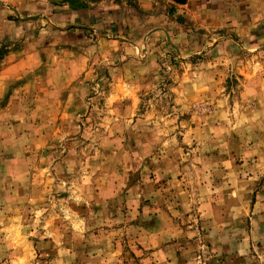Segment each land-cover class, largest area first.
I'll return each mask as SVG.
<instances>
[{"label":"rangeland","instance_id":"rangeland-1","mask_svg":"<svg viewBox=\"0 0 264 264\" xmlns=\"http://www.w3.org/2000/svg\"><path fill=\"white\" fill-rule=\"evenodd\" d=\"M49 2L60 11L57 18L62 17L64 10L75 13L87 10L94 15L104 13L102 11L109 8L115 10L111 16L113 20L116 19V36L114 42L109 38V43H100L98 38H101L102 34L91 28L88 37L81 44L71 46L70 53L60 45L65 41L62 36L64 31L60 29V26L65 24L62 22L65 19H62L57 21L62 25L56 30V33L61 34V39H58L55 53L47 51L50 47L47 44H40L39 48L46 50L41 61L51 60L52 66L55 67V61L63 62L66 57L71 60V73L77 79H82L85 86L75 97L64 90H54L51 84L43 91L39 90L36 78L29 79L31 74L10 83L5 89H0V211H3L5 203L18 210L9 213L12 217L10 231L14 236H24L28 227L26 217H34L43 223V217L53 213L55 219H51L49 223L51 231L43 236L46 242H50V246L44 249L47 255L42 258L33 252L38 259L47 260L49 264H88L89 261L95 264L102 258L106 264H145L149 259L148 255H138L137 251H131L126 244L122 245V250L116 247L119 236L112 230L124 227L123 221L119 220V213L127 214V204L124 209L114 210L111 201L115 197L108 193H105L103 203H92L84 198L82 192L73 188L71 181L65 182V177H70L71 173H58L56 170L61 160L70 161L73 152L83 154L86 146L95 143L96 134L92 126L96 121L97 106L91 103L82 106L81 98L87 102L94 97L96 85H103L106 79L111 80L114 68L130 66L133 70H142L148 80L157 85L156 91H159L161 96L170 93L172 104L186 109L182 119L191 121L192 128H196L197 121L202 122L212 105L204 102L207 97H195L199 92L210 91L209 81L213 79L210 72L216 71L215 81L225 85L222 91L227 93L235 90L233 96L228 99L232 112L229 119H232L236 127L230 128L228 132L217 130L220 137L228 140L229 148L235 149L232 153L236 156L235 162L229 168L227 153H222L215 147L205 148L203 156L208 159L205 163L197 160L196 166L197 169H204L203 175H206L207 179L198 185L195 206L188 204V210L185 211V205L181 203L177 211L184 213L183 218L168 224L169 231L182 229L179 236H174L168 241L171 244L179 240L180 247L176 248L171 256L159 242L147 249L144 244H137L136 248L145 249L150 254L158 253L159 264H172L173 260L175 264H264V171L258 167L261 163L259 152L252 156L247 155L257 144L256 139L250 140L248 137L253 133L260 135L258 128L249 131V124L252 123L250 117L255 114L254 110H258L260 81L264 80V55H261L264 53V42L256 48L241 47L239 42L226 39L231 37L229 27L207 24L208 20L202 10L197 15L198 19L187 15V12L193 11L190 6L184 7L187 1ZM143 4H151L152 7L146 8ZM41 6L44 5H40L42 9L37 15L19 16L25 20L39 18L41 27L42 18H46L44 7ZM220 10L223 15L224 9ZM167 15L174 16L175 25L170 27L172 32L168 38L164 31L160 30L169 25L165 22ZM184 27L186 30H183ZM8 49L6 45H0V59ZM68 49L70 50V47ZM55 78L56 73L52 72L45 79L55 83ZM41 87L44 85L41 84ZM115 87L117 91L122 89V94L132 93L139 97L140 93L134 90L136 86L128 81L117 79ZM155 94V91L150 92L148 98ZM245 95L249 96V101L241 106L235 97L243 98ZM107 99L112 103L116 102V96L111 91ZM103 103L102 99L99 107H103ZM139 107L140 105H137V108ZM103 116L110 119L111 114L104 113ZM135 119L134 115L133 122ZM41 125L44 127H40ZM37 128H40L39 132L36 131ZM49 133L52 134L51 139ZM196 145L197 142L192 141L191 147L195 149ZM218 156L224 158V165L217 164ZM245 160L248 164L244 170H247L248 166L254 167V171L248 173V176L255 177L254 179L243 177V172L237 167L245 165ZM64 166L66 167V164ZM219 167L224 168V176L217 175ZM136 175L139 177L140 171H137ZM154 176L155 173L151 178ZM184 179L183 172L175 176L169 173L165 180L157 183L167 186L169 181L179 182ZM242 179L248 180L247 186L243 187V196L239 201L234 197L230 201L228 193L234 189L222 185L228 183L241 186ZM186 188L191 191L192 185L177 183L173 191L183 192ZM38 195L42 199H37ZM177 198L183 201V195ZM42 204H52L55 207L49 208V212H43L41 207L37 206ZM150 206L151 198L141 196L136 212L143 214ZM89 212L103 214V219L116 220L118 223L113 224L112 229H108L107 224L91 229L85 219ZM149 216L153 223L160 219L159 214L153 216L149 213ZM138 220L139 215L129 221V224L143 228V224H137ZM61 221L70 225L68 238L76 237L70 243L66 242L63 229H60ZM102 229L112 241V253L108 256L101 251L103 241L91 243L81 239L88 236L99 238ZM44 231L46 230H41L42 234ZM77 232L80 236H76ZM153 235L150 234L146 238V243H152ZM35 239L37 238L27 237L29 241ZM97 252H100L99 256Z\"/></svg>","mask_w":264,"mask_h":264},{"label":"clouds","instance_id":"clouds-1","mask_svg":"<svg viewBox=\"0 0 264 264\" xmlns=\"http://www.w3.org/2000/svg\"><path fill=\"white\" fill-rule=\"evenodd\" d=\"M244 2L248 4L249 9L255 11L257 19L264 17V0H244ZM36 3L44 5L43 11L46 13L50 12L53 7L49 0H36ZM31 7L34 11L36 10L34 6ZM42 50L35 49L33 55H38ZM70 63L71 60L67 57L63 62L55 61V67L52 66L51 60L48 62L41 61L40 64L34 66L24 65L19 61L16 64L0 63V88L10 84L13 79H19L21 76L30 73L29 79L36 78V86L39 90L43 91L51 84L54 90H64L75 97L79 90L85 86L82 79H77L71 73ZM33 68L38 69V71H33ZM52 72L56 73L55 83L50 79H45ZM113 73L114 76L111 80L106 79L103 85H96V95L91 97L89 101L85 102L81 98L82 106L85 103L97 106L96 121L92 126L96 134L95 143L86 146L83 154L73 152L70 161L61 160L56 166V170L58 173H71L70 177H65V182L71 181L73 188L82 192L84 198L92 203H103V197L105 193H108L115 197L111 201L114 210L124 209L127 204L129 209L127 214L119 213V220L123 221L124 227L112 230L115 235L119 236L116 247L122 250V245L126 244L131 251H137L138 255H148L149 259L145 264H151V262L159 264L158 253L150 254L145 249L153 247L159 242L164 246L167 254L171 256L174 255L175 249L180 247L181 241L177 240L171 244L168 241L174 236H179L182 229L169 231L168 224L174 221L178 222L183 218L184 213L177 211L181 203L185 205V211L188 210V204L195 206L199 191L198 185L202 180L207 179V176L203 175L204 169H197L196 166L197 160L200 163H205L208 159V157L203 156L205 148L215 147L219 148L222 153H227L229 168L235 162L236 156L232 154L235 149H230L228 140L220 137L217 131L220 129L228 132L230 128L236 127L232 119H229L232 112L228 99L229 96H233L235 90L227 93L222 91L225 85L215 81L216 71H211L210 76L213 79L209 81L210 91L199 92L195 98L204 99L207 97L204 102L211 104L212 108L202 118V122L198 120L197 127L192 128L191 121L182 119L186 109L173 105L170 93L161 96L160 92L156 91L157 85L148 80L142 70H133L129 66L128 68H114ZM117 79L134 84L136 86L134 90L140 93L139 97L132 93L122 94V89L117 91L115 87ZM41 84L44 87H41ZM260 84L258 110H254L255 114L250 117L252 123L249 124V131L252 128H258L260 135L256 136L253 133L248 137L250 140L256 139L257 144L247 155L252 156L259 152L261 163L258 167L264 171V150H262L264 149V80L260 81ZM141 89L143 91H140ZM109 91L116 96L115 103L108 101ZM153 91L156 94L149 99V93ZM102 99L104 101L103 107H99ZM235 99L241 106H244L248 103L249 96L235 97ZM141 101H143L142 104ZM137 105L140 107L137 108ZM56 107L58 108L59 105ZM104 113H110V119L104 117ZM147 113H151V115ZM134 115L136 117L135 122H133ZM40 127H44V125ZM36 131L39 132L40 128H37ZM48 136L50 139L52 138L51 133ZM192 141L197 142L195 149L191 147ZM93 152L95 154H92ZM237 155H239L238 152ZM216 160L218 165L225 164L222 156L216 157ZM186 161L187 163H185ZM247 164L248 161L245 160V165H237V167L243 172V177H248V180L254 179L255 177L248 176L250 171H254V167L248 166L247 170H244ZM137 171L141 173L139 177L136 175ZM181 172L185 175V179L182 181L172 180L168 182L167 186L157 183L165 180L169 173L175 176ZM153 173L155 176L151 178ZM217 175H225L223 167L218 168ZM248 180L242 179L241 186L228 183L222 185V187L234 189L228 193L230 201L233 197L237 201L241 199L243 187L247 186ZM177 183L192 185V189L189 191L186 188L183 192L173 191V188L177 187ZM181 195H183V201L177 198ZM141 196L150 197L152 200V206L143 214L136 212V206ZM37 199H42V197L38 195ZM33 203L35 202L33 201ZM37 206L41 207L43 212H49V208L54 209L55 207L52 204ZM16 211L18 210L14 206L7 203H5L3 211H0V264H49L47 260L38 259L37 256H34L33 252L38 253L41 258L47 255L44 249L50 246V242H46L43 236L50 233L49 223L51 219H55V216L53 213H49L48 217H43V223L34 217H26L28 227L25 229L24 236L15 237L10 231L12 217L9 213ZM149 213H152L153 216L159 214L160 219L153 223ZM137 215L140 216L137 224H143V228L129 224V221L134 220ZM85 219L88 220L91 229L102 227L105 224L108 225V229H112V225L118 223L116 220L103 219V214L91 212L85 215ZM53 227L55 226L53 225ZM60 229H63L66 242L70 243L76 239L75 236L68 238L69 224L61 221ZM41 230L46 231L42 234ZM150 234H154L151 244L146 243V238ZM28 236L37 239L29 241L27 240ZM76 236H80V233L77 232ZM81 239L91 243L103 241L101 251L105 256L112 253V241L104 234L103 229L99 238L88 236L81 237ZM137 244H144L145 249L137 250ZM99 255L100 252H97V256ZM88 264H93V262L89 261ZM95 264H106V261H103L102 258ZM172 264H175V260L172 261Z\"/></svg>","mask_w":264,"mask_h":264},{"label":"crops","instance_id":"crops-1","mask_svg":"<svg viewBox=\"0 0 264 264\" xmlns=\"http://www.w3.org/2000/svg\"><path fill=\"white\" fill-rule=\"evenodd\" d=\"M143 1L151 3L152 0ZM145 5L143 4V7H152L151 4ZM31 6H34L36 10L34 11ZM188 6L193 11L187 12V15H192V17L198 19L197 15L202 10L203 15L208 20L207 24L214 27H217V25L229 27L228 30L231 31V37L226 39L239 42L241 47L244 46L246 49L256 48L257 45L264 42V17L257 19L255 11L249 9L248 4L244 0H187L184 7ZM221 8L225 11L223 15H221ZM40 9H42L40 4H37L35 0H0V45H6L9 48L0 59V63L16 64L19 61L29 66L40 64L43 53L46 50L43 49L38 55H33V51L40 49V44L44 43L50 46L47 51L55 53L58 39H61V34L56 33V30L57 27L62 25L57 21L62 19H65V21H62L65 24L62 27L60 26V29L64 31L62 36L65 41L60 45H63L62 47L66 48L70 53H72L71 46L81 44L88 37L91 28L99 31L100 35L102 34V37L98 38L100 43H109V38H111L112 42L115 40L116 19L113 20L111 16L115 10L111 8L102 11L104 13L96 15L91 14L92 12L87 10H80L77 13L71 10H64L62 17L57 18L60 11L57 10V6L53 5L51 11L44 14L46 18H42L41 27L39 18L25 20L19 16V14L24 17L37 15ZM173 17L167 15L165 22L169 25L160 29L164 31L163 33L167 35V38L172 32L170 27L175 26ZM73 26L79 28V30L77 31ZM183 30H186L185 27ZM187 34L185 35L187 36ZM68 47H70V50ZM54 56L53 61L55 60ZM36 70L38 71V69L33 68V71ZM27 75H30V73L24 76ZM24 76L19 79H13L11 84L23 79ZM8 85L10 84L0 89H5Z\"/></svg>","mask_w":264,"mask_h":264},{"label":"water","instance_id":"water-1","mask_svg":"<svg viewBox=\"0 0 264 264\" xmlns=\"http://www.w3.org/2000/svg\"><path fill=\"white\" fill-rule=\"evenodd\" d=\"M177 3H185L187 0H174Z\"/></svg>","mask_w":264,"mask_h":264}]
</instances>
